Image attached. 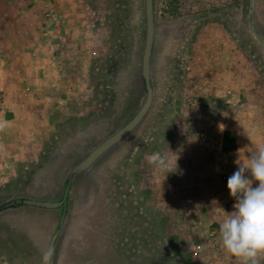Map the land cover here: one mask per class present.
Masks as SVG:
<instances>
[{
    "label": "rangeland",
    "instance_id": "374dc122",
    "mask_svg": "<svg viewBox=\"0 0 264 264\" xmlns=\"http://www.w3.org/2000/svg\"><path fill=\"white\" fill-rule=\"evenodd\" d=\"M45 1L0 0V204L60 199L71 168L145 97L144 0ZM153 3L149 112L75 180L61 227L60 210L0 213V264H47L57 231L50 264H242L218 227L235 203L234 161L264 148V51L246 25L249 0ZM34 4L56 16L51 34L68 36L57 51L73 56L70 84L20 80L30 51L50 49L29 40L46 27L22 17ZM252 27L264 41V0L253 1ZM226 132L241 154L222 151Z\"/></svg>",
    "mask_w": 264,
    "mask_h": 264
},
{
    "label": "clouds",
    "instance_id": "9594fccd",
    "mask_svg": "<svg viewBox=\"0 0 264 264\" xmlns=\"http://www.w3.org/2000/svg\"><path fill=\"white\" fill-rule=\"evenodd\" d=\"M234 163L227 189L235 203L219 222V240L242 264H256V257L264 255V148Z\"/></svg>",
    "mask_w": 264,
    "mask_h": 264
},
{
    "label": "water",
    "instance_id": "95a60500",
    "mask_svg": "<svg viewBox=\"0 0 264 264\" xmlns=\"http://www.w3.org/2000/svg\"><path fill=\"white\" fill-rule=\"evenodd\" d=\"M254 0H249V4L246 12V25L249 32L254 36L258 45L264 51V41L253 30L252 27V6ZM144 20H145V35L144 46L141 55L140 63V76L142 81L143 90L145 93L144 100L139 109L133 114V116L116 130L113 134L106 137L102 142L90 150V152L71 170L67 173L63 184V192L58 200H44V199H32L28 197H14L4 203L0 204V213L7 210H15L23 207H32L41 210H55L62 211V215L59 222V227L63 223L65 212L67 210L68 202L71 197L72 188L75 180L86 173L92 165L99 160L105 153L111 150L119 142L127 138L133 133L137 127L144 120L145 116L149 112L153 103V86L151 81V61L153 55L154 45V3L153 0H144ZM58 231L52 237V240L48 249L47 264H50L53 245L57 238Z\"/></svg>",
    "mask_w": 264,
    "mask_h": 264
},
{
    "label": "crops",
    "instance_id": "0c3cea01",
    "mask_svg": "<svg viewBox=\"0 0 264 264\" xmlns=\"http://www.w3.org/2000/svg\"><path fill=\"white\" fill-rule=\"evenodd\" d=\"M51 4L52 3L50 1L48 0L45 1V6H46L45 9L47 10L48 7L49 8L52 7ZM24 15L25 17H28L30 19H32L33 16L37 17L39 19V23L41 24L44 23L46 25L45 29H43L45 31L37 32L33 34L32 37L29 39L31 42H34L33 43L34 48L39 43L41 44L49 43L50 49L49 50L45 49L44 51H42L38 48H35L34 51L33 50L30 51L29 63H27V60H26L22 63V65L19 66L18 72L21 78L20 80L22 81L24 72H29L31 76L34 74H37V76L38 74H41V77L43 76L45 78L43 82L41 83L39 82V84H70V82L68 83L65 81V78H63V74L70 71L73 65L75 64L69 63L70 62L69 59L73 56H70L68 54V52L66 51V48H63L61 46V50L57 51V47L60 46L58 42L63 44L64 41H68L66 39V37L68 36L66 34L60 35L59 31H57L59 33L58 36H56L55 34H51L50 27L53 25H59L57 21H55L56 16H52L51 18L40 17L39 6H37V4H34L33 6H29L25 12L23 11L22 17ZM62 25L64 26V23H62ZM54 31L55 30H53V32ZM56 37L59 38L60 40H57ZM79 42L82 43L83 42L82 39L79 38ZM37 81H35V83H33L32 81L31 82L32 84H36L38 83ZM1 86L5 87L6 84H1ZM53 92H54V88H52L51 94H54ZM4 103H5V99H4ZM235 152H238L239 154H241L239 150L231 151L229 153L235 154ZM241 158L242 157L240 156V159Z\"/></svg>",
    "mask_w": 264,
    "mask_h": 264
},
{
    "label": "trees",
    "instance_id": "16d2710c",
    "mask_svg": "<svg viewBox=\"0 0 264 264\" xmlns=\"http://www.w3.org/2000/svg\"><path fill=\"white\" fill-rule=\"evenodd\" d=\"M223 139L224 140H228V139L231 140V144L229 146H226V144L222 145V151L223 152L229 153V152L234 151L236 149L235 140L230 136V133H228V132L224 133Z\"/></svg>",
    "mask_w": 264,
    "mask_h": 264
},
{
    "label": "built area",
    "instance_id": "2783aa9c",
    "mask_svg": "<svg viewBox=\"0 0 264 264\" xmlns=\"http://www.w3.org/2000/svg\"><path fill=\"white\" fill-rule=\"evenodd\" d=\"M3 103H4L3 96L0 94V109L3 107Z\"/></svg>",
    "mask_w": 264,
    "mask_h": 264
}]
</instances>
